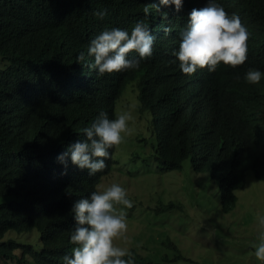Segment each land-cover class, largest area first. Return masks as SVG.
Returning a JSON list of instances; mask_svg holds the SVG:
<instances>
[{
  "label": "trees",
  "instance_id": "trees-1",
  "mask_svg": "<svg viewBox=\"0 0 264 264\" xmlns=\"http://www.w3.org/2000/svg\"><path fill=\"white\" fill-rule=\"evenodd\" d=\"M155 2L0 0V56L6 62L0 67V238L8 231L40 234L39 249L12 238L0 241L6 262L62 264V256L70 254L72 204L97 191L114 163V146L105 169L92 176L56 157L84 138L80 129L99 111L115 117L116 100L130 80L137 82L139 111L152 114L153 159L162 172L180 169L187 159L195 172H210L219 181L224 213L234 209L235 191L243 187L247 171L264 182V78L257 84L244 80L248 68L264 72V0H218L247 27V59L191 75L180 71L173 51L187 14L207 0H183L178 12L172 6L157 11ZM99 9H107L103 19L93 15ZM138 19H145L155 36L152 55L139 67L99 74L76 62L104 28L130 32ZM173 206L169 202L165 208ZM164 244L177 250L169 241ZM129 252L135 264H153Z\"/></svg>",
  "mask_w": 264,
  "mask_h": 264
},
{
  "label": "rangeland",
  "instance_id": "rangeland-1",
  "mask_svg": "<svg viewBox=\"0 0 264 264\" xmlns=\"http://www.w3.org/2000/svg\"><path fill=\"white\" fill-rule=\"evenodd\" d=\"M6 62L0 56V67ZM136 80L128 81L115 103V115L128 111L131 132L114 146L109 173L96 190L112 183L126 189L132 207L123 210L127 228L114 244L147 256L153 264H261L253 244L258 242L257 212L264 213V182L249 170L243 187L235 194L233 210L224 213L219 203V181L210 172L197 173L187 159L178 170L162 172L153 159L156 130L149 110L139 111ZM169 202L171 208H165ZM40 234L34 229L8 231L0 241L12 238L40 248ZM176 246L168 247V241ZM15 253H20L17 250ZM177 254L181 256L175 257ZM0 264H16L0 257ZM30 264V263H27Z\"/></svg>",
  "mask_w": 264,
  "mask_h": 264
},
{
  "label": "clouds",
  "instance_id": "clouds-1",
  "mask_svg": "<svg viewBox=\"0 0 264 264\" xmlns=\"http://www.w3.org/2000/svg\"><path fill=\"white\" fill-rule=\"evenodd\" d=\"M182 5L183 0H157L153 7L160 11L162 6H172L178 12ZM143 11L149 14L148 7ZM93 15L103 19L107 9L96 10ZM187 16L178 49L173 51L182 73L191 75L205 67L213 72L220 62L234 67L247 59L249 32L237 13L227 12L218 0H207L203 7L192 8ZM168 31L165 26L163 32L167 34ZM154 40L145 19H138L130 32L119 27L104 28L89 41L86 52L78 53L76 62L87 64L99 74L136 69L142 59L152 55ZM131 51L137 55L130 57ZM88 57L92 58L91 63ZM262 78L264 72L258 68H248L244 73V80L250 84H257ZM131 120L128 111L114 118L99 111L90 125L80 129L84 138L59 153L57 161L65 167L70 161L80 169H87L89 176L102 171L111 155L109 149L120 144L131 132ZM117 204L132 207L126 189L118 183L92 191L73 202L70 212L74 224L69 240L74 246L70 254L62 256V264H135L129 250L113 242L116 237L127 239L124 236L126 217L123 210L116 212L114 206ZM256 216L259 231L258 242L253 244L254 255L264 264V213L257 212Z\"/></svg>",
  "mask_w": 264,
  "mask_h": 264
}]
</instances>
